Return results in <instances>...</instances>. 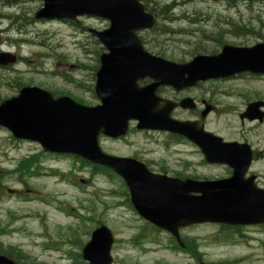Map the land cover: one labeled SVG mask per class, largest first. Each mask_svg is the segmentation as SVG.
<instances>
[{
  "label": "rangeland",
  "instance_id": "1",
  "mask_svg": "<svg viewBox=\"0 0 264 264\" xmlns=\"http://www.w3.org/2000/svg\"><path fill=\"white\" fill-rule=\"evenodd\" d=\"M140 1L156 17L157 25L139 35L154 38V46L165 47L164 56L175 61L191 59L196 48V52L213 53L224 43L250 46L264 41L263 0ZM41 6L42 0H0V50L20 56L16 63L0 67V100L18 92V80L43 87L56 97L69 94L83 104L98 103L91 89L103 49L87 27L102 30L110 22L86 15L74 25L35 19ZM217 36L221 43L214 40ZM198 84L188 92L197 97L196 107L184 106L185 111L176 117L196 118L206 130L226 140H246L254 151L249 170L259 174L264 186V120L239 117L246 104L264 101V74L243 73ZM206 106L210 110L202 120ZM146 131L136 130L131 121L125 136H102L101 146L116 155H141L156 170L198 178L227 174V166L204 162L192 142ZM33 154L36 164L30 174L22 175L23 181L16 170L18 160ZM91 170V165L71 154L45 152L39 143L15 139L0 127V241L4 248L20 249L27 264H78L68 250L80 253V241L84 245L91 231L104 223L114 237L112 264H197L199 259L209 264H264V228L259 225L236 229L206 222L182 227V240L194 241L201 255L196 259L172 251L164 246L171 235L130 206L123 180L103 173L92 176Z\"/></svg>",
  "mask_w": 264,
  "mask_h": 264
},
{
  "label": "water",
  "instance_id": "2",
  "mask_svg": "<svg viewBox=\"0 0 264 264\" xmlns=\"http://www.w3.org/2000/svg\"><path fill=\"white\" fill-rule=\"evenodd\" d=\"M42 1L35 18L78 21L79 16L89 15L109 20L108 28L89 29L107 49L100 54L94 85L100 102L89 106L67 95L54 97L35 85L23 86L17 95L0 101V126L15 138L40 143L45 151L75 154L111 169L124 179L136 211L173 234L182 246L180 227L202 222H264V189L255 185L253 177L245 178L253 155L250 145L224 141L196 120L173 118L175 106L194 107L191 98L174 103L155 94L160 85L180 89L246 71L264 74V41L250 46L225 44L217 54H198L188 62H175L144 49L137 31L154 28L156 20L139 0ZM16 59L11 52H0V65ZM146 77L153 82L139 86L137 81ZM260 106L264 107V101L248 103L240 117L262 121ZM209 110L207 106L202 115ZM129 120H137V128L186 137L200 147L207 162L232 167L231 176L182 179L152 172L136 159L104 152L98 135H124ZM113 240L111 230L101 223L83 245L82 258L87 264H112ZM0 264L21 263L0 254Z\"/></svg>",
  "mask_w": 264,
  "mask_h": 264
},
{
  "label": "flooded vegetation",
  "instance_id": "3",
  "mask_svg": "<svg viewBox=\"0 0 264 264\" xmlns=\"http://www.w3.org/2000/svg\"><path fill=\"white\" fill-rule=\"evenodd\" d=\"M146 11H148L146 8H145ZM150 12V11H149ZM139 34V33H138ZM140 39L142 40V43L145 47V49L147 51H149L150 53L154 54V55H159V56H162L164 55V50H165V47H157V46H154L155 45V41H154V38H151V39H146V37L143 39V37L141 38V36L139 35ZM150 43V47H148L146 44ZM151 49H154L153 51ZM218 52V51H217ZM215 53V52H214ZM165 57V56H163ZM167 58V57H166ZM153 80L152 79H143V80H140L138 81V84L140 86H144V85H147V84H150L152 83ZM199 85V84H197ZM197 85H195L197 87ZM192 88H195V87H182L180 89H176L172 86H167V85H161V86H158L157 89H156V93L157 95H159L160 97L164 98V99H167V100H170L174 103H178L180 102L183 98H192L194 100V102L196 101V98L197 97H194V96H191L188 92L189 90H191ZM195 105H196V102H195ZM181 111H185V108L182 107V106H175L174 109L172 110L171 114L174 116V118L176 119H179V120H187V119H191L193 120L192 118H189V117H185V118H179V117H176V114L178 112H181ZM196 119V118H194ZM198 120V119H196ZM203 120V119H202ZM200 123H203L202 121H199ZM162 132V131H161ZM165 133H168L170 134L171 136H173V138L175 140H178L180 137L175 135V134H172V133H169V132H165ZM225 139V138H224ZM181 140H185V139H181ZM226 140V139H225ZM229 141H238V142H247L246 140L244 139H241V140H235V139H232V140H229ZM197 147V146H196ZM198 148V147H197ZM198 151L199 153L202 155L201 153V150L198 148ZM123 156H130V157H133L135 159H138L142 162H144L151 170L153 171H156V172H159V173H165V174H168V173H171L172 171H169V170H156V169H153L152 167V164H150V161L149 160H146L145 158H143L141 155H138V154H135L134 156L132 155H123ZM203 157V155H202ZM215 165V164H214ZM220 165H224V164H220ZM227 166V165H225ZM228 169H227V174L224 175L223 177H228L231 175L232 173V169L227 166ZM172 174H169L171 176H177V177H189V175H179L177 174L176 172H172ZM190 177H193V178H198V177H194V176H190ZM245 177L246 178H250V177H253L254 179V182L257 186L261 187V188H264V186H261L260 183H259V174L257 172H252L250 170H248V172L245 174ZM215 178H221V177H215ZM259 227L260 228H264V223L263 224H259ZM264 230V229H263ZM174 243L176 245L179 246L178 242L173 239ZM170 242V241H169ZM179 248L181 249V251H176V253H184V254H188V252L184 249V247H181L179 246ZM183 250V251H182Z\"/></svg>",
  "mask_w": 264,
  "mask_h": 264
},
{
  "label": "trees",
  "instance_id": "4",
  "mask_svg": "<svg viewBox=\"0 0 264 264\" xmlns=\"http://www.w3.org/2000/svg\"><path fill=\"white\" fill-rule=\"evenodd\" d=\"M214 40L217 42V43H221V39L219 38V36H217L216 38H214ZM94 42H98L96 39ZM197 51V48L196 50L192 51V53H195ZM64 78L68 79V80H71V78H68L65 74H61ZM17 83V86L18 87H21L23 85H26V84H29V82H22V81H18L16 80ZM79 86V85H78ZM79 102H83L81 99H77ZM36 161H37V155L33 154V155H30V156H24V157H21L19 160H18V163H17V167H16V170H18L20 172V179L25 181L23 178H22V175L24 173L26 174H30L31 173V168L33 167V165L36 164ZM80 161L82 163H85V164H89L91 165L92 167V170H91V174L92 176L95 175V174H99V173H103L105 175H107L109 178H114V177H117V175L112 172L110 169L104 167V166H100V165H96V164H92L90 162H87L86 160H83V159H80ZM12 171H15V170H9V173H12ZM8 172V171H7ZM127 201H129L127 199ZM77 217H81V215L79 214H75ZM96 223H98V221H96ZM223 227H228V226H225L223 225ZM155 228V227H153ZM236 229L239 228V226H235ZM157 230V228H156ZM1 229H0V235L2 234L1 233ZM135 241V240H134ZM170 242L167 243V245L169 246V248L176 252V251H181V249L179 248L178 245H176L173 241V237H170L169 239ZM50 245V244H48ZM75 245V244H74ZM82 242L80 241V243L78 244L79 247H82ZM76 246V245H75ZM187 252H189L192 256L199 258L200 257V252L197 250V245L194 241H188V240H185V248H184ZM183 251V250H182ZM0 253H3L5 255H7L8 257H11L12 259L18 261L19 259H23V263L24 264H27L26 261L24 260L25 256L23 254V252L18 249L17 247H14V246H8L7 248H4V245L3 243L0 241ZM25 253V252H24ZM68 253L71 255V258L77 262L78 264H86V262L81 258V255L78 251H73L71 249L68 250ZM26 254V253H25ZM18 255V256H17ZM22 255V257L20 256Z\"/></svg>",
  "mask_w": 264,
  "mask_h": 264
}]
</instances>
